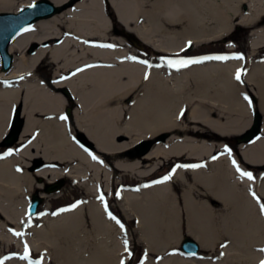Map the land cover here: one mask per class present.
<instances>
[{
  "label": "bare ground",
  "instance_id": "bare-ground-1",
  "mask_svg": "<svg viewBox=\"0 0 264 264\" xmlns=\"http://www.w3.org/2000/svg\"><path fill=\"white\" fill-rule=\"evenodd\" d=\"M36 1L0 0V13H18ZM50 1L67 8L12 42L15 61L9 72L1 69L0 60V142L18 102L26 121L19 143L36 137L17 156L0 160L3 264H35L31 253L28 260L21 259L25 244L30 252L44 254L42 264H121L122 259L127 264L122 235L127 227L109 219V205L126 221L133 216L146 245L145 264H157L151 257L156 252L162 256L158 264H213L199 255L169 251L179 249L172 245L184 238L179 230L184 211L173 186L187 175L206 189L209 199L197 209L185 192L186 233L203 250L225 245V259L215 264H260L264 215L257 198L264 203V120L261 137L239 144L238 152L222 138L240 137L250 128L252 117L246 121L241 116L250 109L242 102L246 90L259 98L264 117V0H107L125 30L165 55L186 53L189 41L201 45L228 37L236 26L252 29L243 59L203 60L179 69L170 67L168 59L160 66L140 63L119 36L124 30L113 29L102 0ZM140 14L146 17L144 26L137 24ZM31 44L37 48L28 55ZM38 115L46 117L43 122ZM164 132L170 134L165 141L156 142L145 155L135 153L141 142ZM28 159L35 161L32 166ZM37 159L48 165L37 166ZM173 159L188 161L178 165L206 163L198 168L177 165L164 183L145 181L160 168V160ZM233 160L253 179L241 177ZM19 161L36 168L35 174L18 171ZM126 176L137 180V188L126 187ZM34 177L47 182L34 186ZM66 177L87 197L55 215L47 207L34 223L26 215L29 193L39 191L49 198L44 186ZM87 218L93 230L86 228ZM13 247L20 256L8 260Z\"/></svg>",
  "mask_w": 264,
  "mask_h": 264
},
{
  "label": "rangeland",
  "instance_id": "rangeland-1",
  "mask_svg": "<svg viewBox=\"0 0 264 264\" xmlns=\"http://www.w3.org/2000/svg\"><path fill=\"white\" fill-rule=\"evenodd\" d=\"M152 1H155V0H152ZM101 2L103 4V7H104L106 14L108 15V18L110 17L111 25H113V29H115V26H116V28H118L120 31H123V30L125 31L124 27L121 26V24H119V22L117 21L118 19L115 15V12L111 8V6L107 3V0H102ZM147 9L150 10V7H147ZM146 21H147L146 17L143 16L142 14H140L139 17L137 18V24L139 26H144L146 24ZM251 33H252V29L249 27L236 26V27H234L233 31L230 33V35L228 37H225V38H222V39H219V40H216L214 42L207 43V44L199 45V44L191 43V46H188V44H187L184 47V49H186L187 52L184 54H181V55H177V56L165 55L163 53H158V52L154 51L152 48H150L149 46H145V45L140 43V46H144V48L141 49L140 47L135 46L132 42L127 40V38L124 36V34H119V36H121L122 38L126 39L127 42H129L131 49H132V52L135 53L136 55H138V58L140 60L147 61V63H153L154 65L160 66L163 64L164 59H172V58H195L196 59V58L203 57V56H215V55H227L230 57L236 56V55L244 56L243 48H245L247 46V44L249 43ZM32 47H33V45L31 44L29 46V48L27 49L28 55L30 54V50L32 49ZM234 48H236L237 50L233 51ZM246 51H247V53L250 52L249 49H247ZM38 74L42 76V79H46L44 77L45 74L43 71H40ZM245 97H247V99ZM243 101L250 105L249 106L250 109L246 110L244 114L242 113L241 116L246 121L250 120V116H251L252 117L251 125H252L255 113H257V112L261 113V111H260V100L257 96H255L253 94L252 90L249 89L248 91L246 90V95H244L242 97V102ZM19 107H21V104L18 102V105L16 106V108L18 109ZM23 108H24V106L22 104V111H23ZM69 108L73 109V105H70ZM66 114H67V111H66ZM38 117L42 119V122L44 121L43 118H46L45 116L42 117L40 115H38ZM67 117L68 118L70 117L69 114H67ZM164 133H166V132H164ZM27 138H29V137H27ZM35 138L36 137L32 136L29 139V141L33 142L35 140ZM237 138L238 137L232 136V137H228V138H222V140H224L232 149H234L236 152H238L237 147L239 144L237 142ZM148 140L156 142L157 137H155L153 139H148ZM29 141L24 142L22 144L16 143L14 148L11 149L12 153L15 154V156H17L20 153V151L23 150V148L26 145H28L27 143H29ZM6 151H8V150H5L4 147H0V153H5ZM34 153L37 154V152H35V151H34ZM135 153H138L137 149H135ZM138 155H140V154L138 153ZM217 156H219V153L216 154L214 157H217ZM40 160L41 159L36 160L38 162L37 166H39L40 164H42L41 167L48 165V164L41 162ZM25 161L27 163L21 162V161H19L17 163L18 169H20L22 171H25V170L29 171L31 175H34L36 170L32 169V167L30 169L25 165L27 164V165L32 166L35 161L29 160V159L25 160ZM176 161H178V163ZM183 161H185V163L188 162L184 159L183 160L173 159V160H169V161L160 160V162H161V163H159L160 168L155 172L154 175L146 178L145 181L147 183H150L151 185L155 184V183H153V181L160 180L163 176L172 173L171 170H173V168H175V164H183ZM190 161H192L193 164H205L206 163V161L201 162L199 160H190ZM150 170H148V171H150ZM33 179H34L33 180L34 186L41 184V183L45 184L47 182V180L43 179L41 181V179L37 178V177H34ZM63 179L65 180V186L61 189L60 192L54 193V194H45V195H49V198H45L44 202L39 206L38 215H40V216L45 215L47 207L51 209L52 215H53V213H58L62 209H72L71 206L73 204H76L78 201H82V200H84V198L87 197L86 194L81 189L75 187L74 182L70 178L66 177ZM193 179H194L193 175H187L185 177V181L188 180L187 183L183 180H176L174 182V186H173V191L176 194L178 201L180 198V202L178 203V206L180 207V210L184 211V214L182 213L180 216V227H179L180 233L184 236L187 235L186 231H187V220H188L187 219V213L185 211V205H184L185 203L183 202V196L185 195V192L189 191L190 194L193 196L194 203H196L194 205V208H197V209L201 208V205H200L201 203L207 202L209 199V198H207L208 193H207L206 189L199 184H195ZM126 187L137 188V180H134L133 176H126ZM44 188H45V186H44ZM33 193H35V191L30 192L29 196H27L29 200H30L31 195ZM1 198L2 199L0 200V203L4 204L3 202H1V201H4V197L2 195H1ZM217 206H219L220 208L222 207V205L219 203L217 204ZM19 207L23 213L24 208L22 207V205H20ZM107 208L108 209L111 208L113 211V215L115 217H117V219H119L121 221V223L124 224L125 228L127 227V229H125L124 234L122 233L123 241L125 238H127L128 248L132 252L131 257L126 255L127 257H129L127 259V261L129 260V262L127 264H138L139 261H140L139 264H141V260H143L144 264L147 263L148 258H147V256L145 257L146 245L143 242L141 231L137 228V224H136V221L133 219V216H131L132 220L126 221L122 217L121 212L117 209H113L112 205H109V207H107ZM26 215H27V217L31 218L34 223L38 222L37 219H34V217H36L38 215H36L34 217H30L28 215V213ZM86 228L88 230H93V224L91 223L89 218L86 219ZM172 246H173L172 248H175V247L179 248V249L176 248L173 250H169L172 255H175V256L181 255L183 257H186L184 254H182L179 251L181 249V243L178 245L175 244ZM1 248H3V250H4L5 246L1 245ZM169 249H171V248H169ZM30 253L32 254V257L35 260H39L41 258V255H42V253H35L33 251H31ZM221 253H223V255H221ZM17 255L20 256V253L17 251V249L15 247H13L12 252L9 255H7L6 257H8V260H11V259L15 258ZM199 256H201L204 259L215 264V263L225 259L226 252H225V250H223V248L221 246H216L215 248L210 249V250H202L201 253L199 254ZM151 257L158 264L159 263L158 261L161 260L162 256L160 255V253L156 252V253H153ZM43 258H44V255H43ZM125 262H126V259H125Z\"/></svg>",
  "mask_w": 264,
  "mask_h": 264
},
{
  "label": "water",
  "instance_id": "water-1",
  "mask_svg": "<svg viewBox=\"0 0 264 264\" xmlns=\"http://www.w3.org/2000/svg\"><path fill=\"white\" fill-rule=\"evenodd\" d=\"M31 5L35 6L30 7L29 5L18 13H0V60L4 72H9L14 65L15 57L10 52V47L12 42L18 36L26 32L24 29H30V27L37 22L49 19L67 8V5L57 6L50 0H38ZM124 32V36L127 40L132 42L135 46H139L141 49L144 48V46H140V43L142 44V42L136 35L127 30ZM35 47L36 46L31 49V53L34 52ZM21 113L22 107H19L15 112L13 120L10 121L8 133L0 142V147L12 148L20 141L21 134L26 125L25 119L23 117L21 118ZM70 113L69 110L68 114ZM263 120L264 117L262 113H255L253 124L248 131L237 138L238 144L250 143L253 140L259 139L262 135ZM168 137H170L169 133L162 134L157 138L156 142L165 141ZM156 142L149 140L143 141L136 149L140 155H145L151 150ZM64 186L65 180H60L58 182L47 184L44 191L46 194H54L59 192ZM43 202L44 197L41 196L39 191L33 193L30 198V206L28 207L29 215L35 216L38 212L39 206ZM181 248L184 254L188 257L197 256L202 250L198 241L188 234L182 239Z\"/></svg>",
  "mask_w": 264,
  "mask_h": 264
},
{
  "label": "snow or ice",
  "instance_id": "snow-or-ice-1",
  "mask_svg": "<svg viewBox=\"0 0 264 264\" xmlns=\"http://www.w3.org/2000/svg\"><path fill=\"white\" fill-rule=\"evenodd\" d=\"M35 5H30V7H34ZM30 29H24V31H28ZM101 47H115L114 45H100ZM188 46H191V41L188 42ZM230 58H234V59H243L244 57L242 55H236V56H227V55H215V56H205V57H202V58H198V59H195V58H183V59H168L166 60V63L170 66V67H173V68H185V67H188L192 64H198V63H201L203 62V60H227V59H230ZM131 59L135 60L136 58L135 57H132ZM140 63H144V64H147V61H139ZM90 67V66H89ZM80 71V70H78ZM238 81L240 80L241 78V72L238 71L237 74H236V77H235ZM145 79L147 80L148 79V76L145 75ZM247 99V97H245ZM183 114V113H181ZM61 119H64L66 120L67 117L66 116H62L60 117ZM31 141H29L30 143ZM225 151L231 155V151L229 149H225ZM12 150H9L8 152H6L3 156H0V159H3L4 156H7V155H12ZM217 157H213V159H216ZM93 159H96L95 156H93ZM233 165L236 167V171L239 173V175L241 177H247L249 180L253 179V176L250 172H247V171H243L241 170V168L239 167V165L237 164V162L235 160L232 161ZM202 165H178L177 167H192V168H198V167H201ZM18 171H20V169H17ZM175 168H173L172 170V173L164 176L161 180H157V181H153V183H164L166 181H169L172 179V175H174L175 173ZM148 185H145V187H147ZM254 197H255V194H253ZM99 199L101 201H104V196L103 194H101L99 196ZM257 202L259 203L260 205V212L262 215H264V203H261L259 198H257ZM79 203H82V201H78L76 204H73L71 206L72 209L76 208ZM67 210H70V209H62L61 211H67ZM106 211H107V206H106ZM56 213H53V215H55ZM43 215V214H42ZM108 216H109V219L111 220H114L119 226L121 229H124V224L121 223V221L119 219H117V217H115L114 215H112V213H108ZM15 235L17 236H22L23 233H14ZM124 246H125V252L128 254L129 257L132 256V252L130 251V249L128 248V240L127 238L124 239ZM225 245H221V247H224ZM260 251L264 252V249H260ZM43 255H41V258L39 260H37L35 262V264H42V260H43ZM221 255H223V253H221ZM145 257H146V253H145ZM30 258V250L27 246V244H25V247H24V255L21 257V259H24V260H28ZM7 259V258H6ZM0 264H3V260H0ZM121 264H126L125 260L122 259L121 260ZM141 264H144L143 260H141ZM260 264H264V260H261L260 261Z\"/></svg>",
  "mask_w": 264,
  "mask_h": 264
},
{
  "label": "flooded vegetation",
  "instance_id": "flooded-vegetation-1",
  "mask_svg": "<svg viewBox=\"0 0 264 264\" xmlns=\"http://www.w3.org/2000/svg\"><path fill=\"white\" fill-rule=\"evenodd\" d=\"M34 46H35V45H33V47H34ZM33 47H32V48H33ZM35 49H36V48H35ZM171 171H172V170H171Z\"/></svg>",
  "mask_w": 264,
  "mask_h": 264
}]
</instances>
